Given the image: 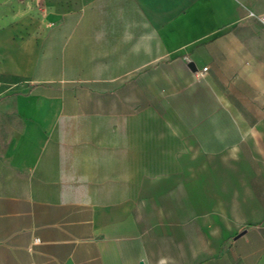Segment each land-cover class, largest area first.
I'll return each instance as SVG.
<instances>
[{"label": "crops", "instance_id": "crops-1", "mask_svg": "<svg viewBox=\"0 0 264 264\" xmlns=\"http://www.w3.org/2000/svg\"><path fill=\"white\" fill-rule=\"evenodd\" d=\"M17 2L0 264H264V0Z\"/></svg>", "mask_w": 264, "mask_h": 264}, {"label": "rangeland", "instance_id": "rangeland-1", "mask_svg": "<svg viewBox=\"0 0 264 264\" xmlns=\"http://www.w3.org/2000/svg\"><path fill=\"white\" fill-rule=\"evenodd\" d=\"M18 0H0V25L10 23L15 14L24 11L20 5H18Z\"/></svg>", "mask_w": 264, "mask_h": 264}, {"label": "built area", "instance_id": "built-area-1", "mask_svg": "<svg viewBox=\"0 0 264 264\" xmlns=\"http://www.w3.org/2000/svg\"><path fill=\"white\" fill-rule=\"evenodd\" d=\"M250 15H253V14H250ZM258 20L259 22L264 25V14H261L259 17H258ZM206 70V68L202 69V73ZM202 73H199L198 76H200ZM0 91H1V82H0ZM35 243H38L39 240L38 239H35L34 240Z\"/></svg>", "mask_w": 264, "mask_h": 264}, {"label": "water", "instance_id": "water-1", "mask_svg": "<svg viewBox=\"0 0 264 264\" xmlns=\"http://www.w3.org/2000/svg\"><path fill=\"white\" fill-rule=\"evenodd\" d=\"M188 66H189V68H190L192 71L195 70L194 64H189ZM244 233H245V231L239 233V234L236 236V238H238L239 236L243 235Z\"/></svg>", "mask_w": 264, "mask_h": 264}]
</instances>
